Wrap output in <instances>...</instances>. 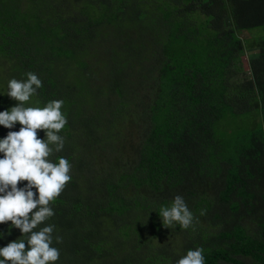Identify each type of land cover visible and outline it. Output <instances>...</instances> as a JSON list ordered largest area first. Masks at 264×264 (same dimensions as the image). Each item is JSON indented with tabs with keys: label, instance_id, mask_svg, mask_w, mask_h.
I'll return each mask as SVG.
<instances>
[{
	"label": "trees",
	"instance_id": "1",
	"mask_svg": "<svg viewBox=\"0 0 264 264\" xmlns=\"http://www.w3.org/2000/svg\"><path fill=\"white\" fill-rule=\"evenodd\" d=\"M137 1L0 0V91L31 71L41 102H65L58 264H175L195 247L205 264H264V36L241 38L264 27V0H183L159 18ZM183 2L193 27L169 23ZM176 195L188 230L158 216Z\"/></svg>",
	"mask_w": 264,
	"mask_h": 264
},
{
	"label": "clouds",
	"instance_id": "2",
	"mask_svg": "<svg viewBox=\"0 0 264 264\" xmlns=\"http://www.w3.org/2000/svg\"><path fill=\"white\" fill-rule=\"evenodd\" d=\"M24 77L8 79L0 91V97L14 102L0 110V128L7 130L0 137V242L13 230L20 234L0 246V264H58L60 249L54 243H61L62 237L50 221L56 199L71 181L69 159L56 155L64 150L62 130L68 118L62 111L64 100L37 98L43 82L36 73ZM158 216L167 229L188 230L195 219L180 195L161 206ZM204 251L188 249L175 264H205Z\"/></svg>",
	"mask_w": 264,
	"mask_h": 264
},
{
	"label": "rangeland",
	"instance_id": "3",
	"mask_svg": "<svg viewBox=\"0 0 264 264\" xmlns=\"http://www.w3.org/2000/svg\"><path fill=\"white\" fill-rule=\"evenodd\" d=\"M181 1L183 0H141V1H137L139 3V7L142 8L145 13L147 14L148 17L150 18H159L162 16V12H161V8L162 10L164 9V7L168 6V5H172V4H180ZM214 2V0H211ZM182 4V3H181ZM184 5L186 6H182L180 9L181 10H176L173 15L170 14L169 16V23H172V21H178L179 24H181L184 27L187 26H192L195 25L193 22V19H186V17H190L187 14V10L189 5L191 6L192 4L189 2H183ZM186 19V20H185ZM227 19V18H226ZM181 21V22H180ZM227 23H230L229 20H226ZM187 25V26H186ZM251 34H246L243 36H241V38L247 37V38H252V34H255L258 38L259 37H263L264 36V27L255 29V30H250ZM259 54V51L257 49H253V50H245V53L240 57V66H241V70L242 71H248L249 67H248V62L251 58H255L257 57ZM257 117H254L252 119H250L249 117L246 116H242L241 118V122H239V124H241V126H252L253 124L257 123L255 121L251 122V120L255 119ZM250 123V124H249ZM248 124V125H247ZM229 132L232 130L229 126L225 127ZM64 132V131H63ZM63 135H65L64 133H62ZM139 136L136 135L135 141L139 140L138 138ZM129 140H133V139H129ZM134 142V141H133ZM130 143V142H129ZM210 224V223H209Z\"/></svg>",
	"mask_w": 264,
	"mask_h": 264
},
{
	"label": "bare ground",
	"instance_id": "4",
	"mask_svg": "<svg viewBox=\"0 0 264 264\" xmlns=\"http://www.w3.org/2000/svg\"><path fill=\"white\" fill-rule=\"evenodd\" d=\"M178 9V8H177ZM107 10V9H106ZM161 10H162V8H161ZM103 12V11H102ZM162 12V11H161Z\"/></svg>",
	"mask_w": 264,
	"mask_h": 264
}]
</instances>
